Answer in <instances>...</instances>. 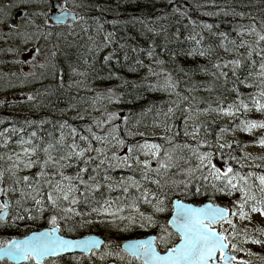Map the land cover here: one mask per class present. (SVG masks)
<instances>
[{
    "label": "snow or ice",
    "instance_id": "1",
    "mask_svg": "<svg viewBox=\"0 0 264 264\" xmlns=\"http://www.w3.org/2000/svg\"><path fill=\"white\" fill-rule=\"evenodd\" d=\"M50 3L0 2V68L17 69L0 72V83L21 88V107L48 109L0 130V228L24 226L20 235L0 239V262L254 264L256 257L264 264V255L249 247L264 251V155L237 156L234 146L248 145L225 138L230 130H261L254 139L264 148V8L258 17L243 0L194 5L215 9L204 16L230 17L224 31L223 21L193 19L187 0H165L171 12L161 19L171 21L168 27L133 17L123 29L111 21L110 31L99 0H72L70 7L65 0L59 14L49 12ZM21 6L29 10L17 21L13 10ZM70 16L74 27L66 23ZM136 24L144 45L128 32ZM185 32L196 46L185 55L206 63L169 71L155 51L156 37L179 40ZM81 47L87 58L77 59L85 70L73 74L83 79L68 87L85 96L52 108L48 90L23 91L46 79V71L63 88L58 57ZM144 54L152 63H144ZM124 69L146 71L132 82L120 75ZM200 73L205 79L195 80ZM97 79L119 83L91 87ZM144 91L166 99L140 111L128 107L145 99ZM17 103L0 99V107ZM195 197L199 205L188 202Z\"/></svg>",
    "mask_w": 264,
    "mask_h": 264
},
{
    "label": "trees",
    "instance_id": "2",
    "mask_svg": "<svg viewBox=\"0 0 264 264\" xmlns=\"http://www.w3.org/2000/svg\"><path fill=\"white\" fill-rule=\"evenodd\" d=\"M122 1L128 4L129 10L131 9L130 10L131 13L130 12L124 13L122 11L123 9L122 10L117 9L116 12L122 11V13H120V19H123L122 17L126 16L128 20L127 22H129L133 17H139V18H143L149 21L151 24L155 20H156L155 23H158L160 20L162 21V24H164L165 27H168L169 24L171 23V21H166V20L161 19L162 15L166 11L171 12V6L166 5L165 0H160V2H158V0H122ZM226 1L228 2L229 0H226ZM232 1L238 2V0H232ZM243 2L252 5V7L248 8L247 11H250L254 14L261 13V9L264 8V0H243ZM197 3L199 2H196L195 0H187L186 7L190 8L191 16L193 19L202 20L208 23H221V21H223V23H221V30H224V31L228 30V21L231 19L230 17L204 16L202 15V13L205 10L214 11L215 9H212V8L197 9L196 7H194V5ZM104 17L107 18V13L104 14ZM152 25L157 29L159 28V27H156V24H152ZM171 31H175V28H172ZM128 32L132 35L137 36L140 39V43L144 45V37H143V33L141 32V27L140 28L138 26L128 27ZM123 34L124 33L122 32L121 35ZM187 35H188V32H185L184 35L181 36L179 40L171 38L168 41L165 40L164 35H160L156 37V40L158 44L160 45V47H157L155 51L160 54L161 59L168 61L167 64L169 67V71L173 69L179 70L181 68L184 69L185 71H189L192 69H196L198 66H203L206 63L203 57L185 55L186 52H189L191 49L196 47L192 41L185 39ZM201 46L206 47L207 40ZM86 54L87 53L85 51H83L81 55H79V53L78 54L76 53V57L78 56L81 57L83 55L86 56ZM76 57H72L71 59H64L65 62L69 60V62L66 65H62L61 62L57 60V65L59 68L62 69L61 70L62 74L65 71V69H70V68L73 69L74 66L78 68L80 71L83 70L80 64L77 65L75 63H72V61L74 62ZM142 58L145 59L148 57L146 56V54H144L142 55ZM118 67L119 66H117V68ZM97 68H99V65H97ZM103 72L107 74V69H105ZM120 74L123 77H125V75L127 74V69L120 71ZM136 75H137V80H138L140 77V74H136ZM59 79L60 77L58 75L57 76L54 75V79L49 81L51 83H49L47 90L50 89V92L59 91V88H58ZM194 79L202 80V79H205V77L203 73H200L199 75L195 76ZM67 87L68 86L65 87V90L67 89ZM52 98H53V95L47 98V100H50V101H46L51 107L53 106L61 107L65 100V99H55V98L52 99ZM144 106L146 105L142 104L141 109ZM46 111H47V108L43 109L42 112L39 114H36L34 116L32 114L30 115L32 116L33 119H38L41 116L47 115L48 113H46ZM20 125L21 124L19 123L17 124V126H20ZM222 201L227 203V198H224L223 200H218L217 202L223 203Z\"/></svg>",
    "mask_w": 264,
    "mask_h": 264
},
{
    "label": "rangeland",
    "instance_id": "3",
    "mask_svg": "<svg viewBox=\"0 0 264 264\" xmlns=\"http://www.w3.org/2000/svg\"><path fill=\"white\" fill-rule=\"evenodd\" d=\"M62 2H65V0H61ZM102 1V5L107 9V11H105L104 12V14H106V13H109L108 14V16L109 17H111V18H114V19H120V13H122V11L125 13V12H130V10H129V6H128V4L126 3V2H123L122 0H101ZM196 2H199V3H209V1L208 0H195ZM0 2H3V3H8V2H10V0H0ZM158 2H160V0H158ZM216 2L218 3V2H222V3H225V2H223L222 0H216ZM228 2H234V1H232V0H229ZM67 3H68V5H71L72 4V0H67ZM101 3V2H100ZM117 5H119V7H117ZM22 7V6H21ZM22 8H24V7H22ZM26 9V11H28L29 9H27V8H25ZM117 9H119V10H122V11H119V12H116V10ZM38 10V9H37ZM23 12H25V11H23ZM131 13V12H130ZM97 15H98V13H96ZM254 14V13H253ZM254 15H257L258 17H259V15H260V13H257V14H254ZM123 19H120V21H117L118 22V27L119 28H121V29H123L124 28V26L126 25V23H127V18H126V16H123L122 17ZM105 19H106V17H105ZM22 20V19H21ZM123 20V21H122ZM158 20V19H157ZM116 21V20H115ZM156 22V20L154 21V22H152V24H156V27H159L161 24H162V21H160L159 20V22L158 23H155ZM109 25V26H108ZM107 26L109 27V29H110V31H114V30H116V29H113V27H112V25H111V23L110 24H108ZM135 26H138L139 28L141 27V26H139V24H136ZM121 33H122V31H121ZM68 51V55L67 56H65V55H60L59 56V59H58V61H60L61 62V64L62 65H66L68 62H69V60L68 61H66L65 62V60L64 59H71L72 57H76V53L78 54L79 53V55H81L82 53H83V51H84V48L83 47H81L80 49H79V51H77L75 48H73V49H68L67 50ZM81 52V53H80ZM81 57H84V58H87V54H86V56L85 55H83V56H81ZM57 63V62H56ZM72 63H75V64H80V62L78 61V59H77V57H76V59L74 60V62L72 61ZM60 65V64H59ZM81 65V64H80ZM82 66V65H81ZM63 67V66H62ZM74 68H76L75 66H74ZM16 69V68H15ZM60 70H62L61 68H59ZM82 69H83V71L85 70L84 69V67L82 66ZM13 71V69L11 68H9V66H4L3 68H0V72H9V71ZM24 71L25 72H27V71H29V69L27 68V67H25L24 68ZM146 70H141V75H143L144 74V72H145ZM46 72H48V71H46ZM48 73H52L50 76H53V72H48ZM101 75H107L105 72H102L101 73ZM75 76V75H74ZM66 77L64 76L63 77V79H65ZM54 78H52L51 80H53ZM80 79H83V77H79V76H75V79H72L71 81H69L68 83H67V86L69 85V84H72L73 83V81H75V80H80ZM43 82H41V84L40 85H38V86H36V87H34V88H32V89H38V90H42V91H45V90H47L48 89V86H49V83H51V82H49L50 80H42ZM132 82H133V80H131ZM138 81V80H137ZM13 83H15V84H18V82L17 81H15V80H13ZM89 83H90V86L91 87H93V88H97V89H103V88H105V87H110V86H115L116 84H118L119 83V81H115V80H113V81H110V82H108V81H106L104 84H100V83H97V81H95L94 83L90 80L89 81ZM65 85H64V87L62 88L64 91H65V94H66V100H69L70 99V97H74V96H76V94L77 93H79L80 95H85V92L83 91L82 92V89H76L75 87H72V88H69V87H67V89L65 90ZM18 89H20V87H16L15 89H13V88H9L7 85H5V84H3V83H0V99L1 98H7V97H5L4 95H6V94H8L9 92H11L12 91V93H14V92H16ZM50 90V89H49ZM23 91H25V92H33L31 89H30V87H25V88H23ZM35 91V90H34ZM11 96H12V94H10ZM52 99H54V97L52 98ZM14 100H16L18 103H17V106L16 107H13L15 110H21V111H26L27 113H29V111L31 110L30 108H28V107H21L20 106V104H19V102L20 101H22V100H24V96L21 94V90L20 91H18V94L17 95H15V97H14ZM46 101H50V100H46ZM142 104L143 105H146L147 104V102H148V98L145 96V99H143L142 100ZM133 106H135V107H133L136 111H140L141 110V107H140V105H139V103H138V101H136V103L133 105ZM128 107H130V105H128ZM48 110V109H47ZM252 118H257V119H259V118H261L260 117V114L259 113H255L254 114V116H252ZM221 122H224V121H218V123H221ZM227 122H229V123H231L232 124V121L231 120H229V121H227ZM261 130H256L255 132H254V134H257V133H259ZM216 132H217V134H219V128H217L216 129ZM249 134L248 133H245V132H239V131H237V132H235V133H233L231 130L229 131V133H227L226 134V136H225V138L226 139H228L230 142L231 141H233V140H235V141H240V142H242L243 144H246V145H248V147H246V148H243V149H239V148H236L235 146H234V148L231 150V151H233L234 152V154L235 155H237V156H240V155H242L244 152H247V153H250L251 154V156H253V157H255V156H262V155H264V148H261L260 146H259V144L256 142V143H248V142H246V141H241V140H243L246 136H248ZM223 162V161H222ZM247 163H249V164H251V161H248ZM256 163H261V161H256ZM249 247H251V245H249ZM241 255H243V254H241ZM244 258H247V257H244ZM252 260H254V259H257L256 257H252L251 258Z\"/></svg>",
    "mask_w": 264,
    "mask_h": 264
},
{
    "label": "bare ground",
    "instance_id": "4",
    "mask_svg": "<svg viewBox=\"0 0 264 264\" xmlns=\"http://www.w3.org/2000/svg\"><path fill=\"white\" fill-rule=\"evenodd\" d=\"M209 2H210V0H208ZM223 2H227L226 0H222ZM99 2H101V4H102V1L101 0H99ZM219 4H222V2L220 3V2H218ZM71 5H69V7H70ZM207 9V8H206ZM206 11V10H205ZM58 13H59V11H58ZM57 13V14H58ZM108 14L109 13H107V18H106V20L109 22V23H106V28H108V30H110L109 29V25L108 24H110V22L111 21H113V20H116V21H120V19H114V18H111V17H109L108 16ZM98 15H99V13H98ZM211 17H214V16H211ZM69 26H72V27H74L75 26V24L73 23V19H71V20H68L67 22H66ZM108 25V26H107ZM99 65V64H98ZM168 67V64H166L165 65V68H167ZM83 71V70H82ZM121 75V74H120ZM66 77L65 79H63L64 80V85L65 86H67V83L69 82V81H71L72 79H74V74H73V69H65V71L63 72V77ZM122 76V75H121ZM134 77V73H131V72H128L127 71V74L125 75V78H127L129 81H131L132 80V78ZM97 81V83H100V84H104L105 83V81H100V80H96ZM13 84H15V83H13ZM41 83H33V84H31V86H32V88H34V87H36V86H38V85H40ZM16 87H13V89H15ZM33 90H35V91H37L38 89H33ZM34 91V92H35ZM41 93H43L44 91H42V90H39ZM49 92H50V90H48ZM52 93V92H51ZM10 94H12L13 95V93H12V91L11 92H9L8 94H6V95H4L5 97H7L8 99H10L12 96L10 95ZM79 94V93H78ZM79 96H85V95H80L79 94ZM1 99H4V97L3 98H1ZM156 102H162V101H156ZM147 105V104H146ZM141 107H142V105H141ZM0 112L1 113H5V110L3 109V108H0ZM42 112V110H34V109H32L31 111H30V114H32L33 116L34 115H36V114H39V113H41ZM46 113H48V110L46 111ZM33 119V118H32ZM219 124H221V125H224V126H228V125H231V123H229V122H227L226 124H225V122H221V123H219ZM213 127H216L215 125L213 126ZM218 127H216V129H217ZM261 134V131L259 132V133H257V134H252V135H248V136H246L243 140H241V141H246V142H248V143H256V140L254 139V137H258L259 135Z\"/></svg>",
    "mask_w": 264,
    "mask_h": 264
},
{
    "label": "flooded vegetation",
    "instance_id": "5",
    "mask_svg": "<svg viewBox=\"0 0 264 264\" xmlns=\"http://www.w3.org/2000/svg\"><path fill=\"white\" fill-rule=\"evenodd\" d=\"M19 8H21V7H19ZM19 8L14 9V10H13V14H14V12H15L16 10H18ZM12 69H13V71H17V69H15V68H12ZM56 76H57V75H56ZM0 108H3V109L5 110V113L11 111L8 107H0ZM14 111H15V110H14ZM23 229H24V227L21 228V230H23ZM131 236H132L131 238H137V237L133 236V234H131Z\"/></svg>",
    "mask_w": 264,
    "mask_h": 264
},
{
    "label": "water",
    "instance_id": "6",
    "mask_svg": "<svg viewBox=\"0 0 264 264\" xmlns=\"http://www.w3.org/2000/svg\"><path fill=\"white\" fill-rule=\"evenodd\" d=\"M53 5H55V8H53V13L57 14L56 11H57L58 8H60V5H59V3H57V2H54ZM21 13H22V11H20L19 13H17V15H20ZM58 14H59V13H58ZM71 19H73V18L70 16V17L68 18V20H71ZM68 20H67V21H68ZM67 21H66V22H67Z\"/></svg>",
    "mask_w": 264,
    "mask_h": 264
}]
</instances>
